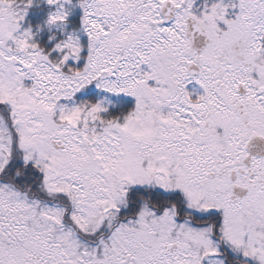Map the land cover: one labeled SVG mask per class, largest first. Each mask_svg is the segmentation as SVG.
Segmentation results:
<instances>
[{
	"label": "snow or ice",
	"instance_id": "obj_1",
	"mask_svg": "<svg viewBox=\"0 0 264 264\" xmlns=\"http://www.w3.org/2000/svg\"><path fill=\"white\" fill-rule=\"evenodd\" d=\"M0 264H264V0H0Z\"/></svg>",
	"mask_w": 264,
	"mask_h": 264
}]
</instances>
